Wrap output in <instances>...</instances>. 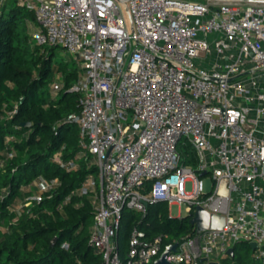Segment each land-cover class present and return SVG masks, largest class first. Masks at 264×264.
Wrapping results in <instances>:
<instances>
[{"label":"built area","instance_id":"1","mask_svg":"<svg viewBox=\"0 0 264 264\" xmlns=\"http://www.w3.org/2000/svg\"><path fill=\"white\" fill-rule=\"evenodd\" d=\"M11 1L33 13L38 46L62 49L79 68L69 89L79 111L64 119L77 126L79 149L63 160L62 146L52 161L88 171L75 192L92 199L88 244L100 264H152L162 234L134 227L123 260L116 236L124 211L144 215L154 203L224 217L221 229L174 239L168 264H220L238 242L264 258V0ZM62 87L54 81L51 93ZM59 185L42 175L21 185L13 222Z\"/></svg>","mask_w":264,"mask_h":264},{"label":"trees","instance_id":"2","mask_svg":"<svg viewBox=\"0 0 264 264\" xmlns=\"http://www.w3.org/2000/svg\"><path fill=\"white\" fill-rule=\"evenodd\" d=\"M27 20L35 24L33 13H23L16 5L0 10V158L3 161L5 152H15L0 167V264H100L101 255L88 244L92 199L75 192L88 171L82 162L75 171L66 172L52 161L62 146L63 160L73 158L79 149L77 126L64 120L79 111L77 95L69 90L79 68L69 54L55 60L56 47L38 46ZM58 73L63 87L52 95L49 88ZM15 106L16 113L10 116ZM38 175L57 178L59 187L50 198L32 206L31 215L12 222L11 211L24 195L20 186ZM190 218V214L169 218L165 203L148 204L144 215L124 211L116 236L120 259L134 227L148 238L163 235L159 256L174 239L194 233ZM232 248V255L220 264H264V258L253 259L248 243L238 242Z\"/></svg>","mask_w":264,"mask_h":264},{"label":"water","instance_id":"3","mask_svg":"<svg viewBox=\"0 0 264 264\" xmlns=\"http://www.w3.org/2000/svg\"><path fill=\"white\" fill-rule=\"evenodd\" d=\"M29 123H24L22 126H29ZM205 173H202L201 176H204ZM190 224L194 226L195 233L201 234L208 229H221L224 225V217L218 214H210L205 209L201 207H196L193 216L190 218ZM56 238L52 240V244H54ZM251 249L254 250L256 248L255 243L249 244ZM176 251V244L168 245L161 252V254L152 262V264H168L165 260V256L170 252ZM233 253V248H229L227 250V255L231 256ZM210 264H216L215 262H211Z\"/></svg>","mask_w":264,"mask_h":264},{"label":"rangeland","instance_id":"4","mask_svg":"<svg viewBox=\"0 0 264 264\" xmlns=\"http://www.w3.org/2000/svg\"><path fill=\"white\" fill-rule=\"evenodd\" d=\"M242 1L243 2H248V3L252 2V0H242ZM10 5H15V3L13 1H11V0L8 1L7 4H6V9H8V7ZM25 11L26 10L23 9V13ZM26 24L28 26L29 34L31 35L32 32L36 29L37 26L35 24H33L32 22L28 21V20L26 21ZM30 41H31V38H30ZM55 53H56V59L54 58L55 60H59V58H65L64 56L67 55V54H65L63 52L62 49H60L58 47H56ZM69 56L74 60V58L71 55H69ZM213 62H214V57L213 56L211 58L205 59L203 61V63H204V67L203 68L204 69H208V68L212 67ZM56 76L57 77L55 78V81L63 83L61 74L58 73V74H56ZM51 86L49 88L50 92H51ZM52 95H54V94L52 93ZM178 149L181 152H185V149L182 146H180V145L178 146ZM202 179H203L202 182H203V185H204V189L208 190L209 187H210V183H211L210 176L209 175L204 176V178H202ZM186 190L187 191L191 190V183L190 182L186 183ZM168 212H169L170 216L173 217V218L185 217L187 215V210H186V206L185 205H181V206L176 205V204L170 205V206H168ZM13 221H14V219H12V222ZM2 230H4V228ZM124 256H125V254H124Z\"/></svg>","mask_w":264,"mask_h":264}]
</instances>
